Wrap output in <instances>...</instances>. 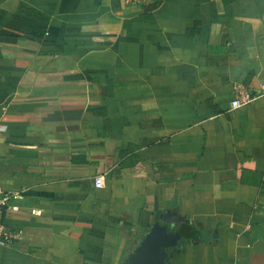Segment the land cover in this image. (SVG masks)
<instances>
[{"label": "crops", "instance_id": "obj_1", "mask_svg": "<svg viewBox=\"0 0 264 264\" xmlns=\"http://www.w3.org/2000/svg\"><path fill=\"white\" fill-rule=\"evenodd\" d=\"M264 0H0V264H264ZM39 210L34 216L31 210Z\"/></svg>", "mask_w": 264, "mask_h": 264}, {"label": "built area", "instance_id": "obj_2", "mask_svg": "<svg viewBox=\"0 0 264 264\" xmlns=\"http://www.w3.org/2000/svg\"><path fill=\"white\" fill-rule=\"evenodd\" d=\"M165 0H124L128 7L143 9L144 7L152 6L154 8L160 6ZM234 99L229 104L230 110L240 109L248 106L257 99L264 98V84L257 88L247 89L243 86L234 88ZM5 127L0 126V133L5 132ZM22 195L19 191H0V247H15L19 246L23 241V232L21 230L12 229L4 225L1 221L3 215L8 212L20 211V199ZM34 216L41 215L39 210H31Z\"/></svg>", "mask_w": 264, "mask_h": 264}, {"label": "water", "instance_id": "obj_3", "mask_svg": "<svg viewBox=\"0 0 264 264\" xmlns=\"http://www.w3.org/2000/svg\"><path fill=\"white\" fill-rule=\"evenodd\" d=\"M185 229L180 226L170 230L155 224L124 264H166L168 252L176 249L181 241L193 237L188 236Z\"/></svg>", "mask_w": 264, "mask_h": 264}]
</instances>
